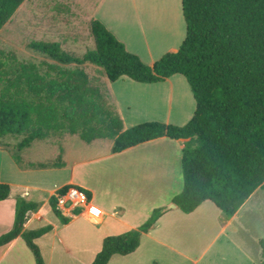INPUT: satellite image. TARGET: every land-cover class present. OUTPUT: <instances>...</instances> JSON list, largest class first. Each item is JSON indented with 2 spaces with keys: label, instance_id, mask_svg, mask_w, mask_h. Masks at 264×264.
<instances>
[{
  "label": "trees",
  "instance_id": "trees-1",
  "mask_svg": "<svg viewBox=\"0 0 264 264\" xmlns=\"http://www.w3.org/2000/svg\"><path fill=\"white\" fill-rule=\"evenodd\" d=\"M23 1L0 0V29ZM181 5L185 37L176 51L164 53L151 65L129 52L96 18L90 19L94 48L80 56L63 50L58 42L37 40L29 46L61 64L100 66L111 82L126 76L156 83L181 74L195 101L185 124L145 121L124 129L108 89L91 85L83 68L53 63L41 72L34 62L0 60V137L21 136L15 147L22 150L68 132L86 143L109 138L111 152L160 136L188 138L181 151L183 187L171 202L190 213L210 200L226 218L232 216L257 187H264V0H181ZM13 155L19 163L21 156ZM10 193V184L0 181V201ZM48 203L67 224L69 217L55 208L53 194ZM38 207L16 197L14 222L0 234V246L20 235L35 264H44L35 239L52 226L23 230L27 212ZM167 208H154L138 229L103 237L89 264H107L114 254L133 252L141 232L150 230ZM260 245L264 264V239Z\"/></svg>",
  "mask_w": 264,
  "mask_h": 264
},
{
  "label": "crops",
  "instance_id": "crops-1",
  "mask_svg": "<svg viewBox=\"0 0 264 264\" xmlns=\"http://www.w3.org/2000/svg\"><path fill=\"white\" fill-rule=\"evenodd\" d=\"M89 14L100 20L129 52L138 55L148 65L164 53L176 51L186 34L181 0H97ZM105 78L124 129L145 121L183 125L193 115L195 101L181 74H173L156 83L136 82L126 76L112 82ZM187 139L160 136L119 152H111L108 148L85 158L73 157L70 148H64L63 161L54 169L66 174L50 188L40 186V183L25 184L18 195L32 200L38 196V191L47 192L49 197L63 185L80 186L88 190L93 203L98 200L94 204L101 210L88 207L85 216L77 213L69 217L67 224L80 216L86 219L95 217L99 224L111 218L121 225L119 228L115 224L121 233L138 229L155 205L168 206L150 230L141 232L138 247L129 254L141 251L146 255L148 250H154V255L147 256L155 264H253L248 232L253 222L257 225V216L252 214H264V187H257L229 218L210 200L203 201L190 213L175 205L170 206L172 197L183 187L181 151ZM10 195L0 201V222L5 217L2 213L7 214L6 226L0 229V234L8 231L14 222L15 199ZM118 196L129 199L130 203H145L146 207L137 220L130 222L127 219L123 213L125 204H119ZM41 208L39 205L36 211L27 212L23 230H29L32 224L44 219V216L42 219L35 217ZM261 224L264 228V219ZM50 225L49 231L35 239L38 242L41 237L51 235L46 257L39 247L44 264L53 263L55 251L59 248L55 245L59 226L54 222ZM261 239L264 235L253 240L259 247L256 251L259 264ZM22 240L18 235L0 246V264H26L28 254Z\"/></svg>",
  "mask_w": 264,
  "mask_h": 264
},
{
  "label": "rangeland",
  "instance_id": "rangeland-1",
  "mask_svg": "<svg viewBox=\"0 0 264 264\" xmlns=\"http://www.w3.org/2000/svg\"><path fill=\"white\" fill-rule=\"evenodd\" d=\"M96 1L24 0L0 29V60L2 62H34L39 65L41 72L48 70V64L53 63L66 68L80 67L87 72L91 85L99 86L101 90H104L107 85L102 67L88 62L61 64L29 46L31 41L37 40L58 42L63 50L77 56L82 55L88 49H93L94 38L90 29L89 10ZM2 85L3 76L0 75V89ZM20 139L21 136L5 135L0 137V144L13 146L12 150L0 147V181L10 184L11 199H16L18 193L25 188V184H41L40 186L50 188L54 182L61 179L66 173L54 168L63 161L64 148L66 150L70 148V155L73 157L85 158L102 153L112 144L109 138L98 139L96 143H86L77 135L63 132L52 134L44 140L34 141L30 147L17 150L15 145ZM14 153L21 156L19 163L16 162ZM41 163H44L43 167L40 165ZM131 191L130 188L129 192L132 193ZM140 191L139 189L138 192ZM38 192V196L32 197L31 201L37 200L42 207L35 217L42 219L44 216V219L32 224L29 230L38 229L53 222L58 224L55 245H58L59 248L55 251L52 264H89L96 252L100 250L103 237L121 233L115 224L119 228L121 225L111 218L106 223L95 224L84 218L83 215L63 226L48 203V193ZM117 200L121 201L119 204H125L123 213L130 222L137 220L143 208L146 207L144 202L142 204L135 201L130 203L129 199L122 196H118ZM94 203L97 204L98 200H95ZM156 206L154 207L157 208ZM2 215L5 217L0 222V229L6 226L7 214L2 213ZM252 215L257 216V225L253 222L248 232L251 236L249 237L252 248L251 257L253 264H259L256 253L259 247L253 240L258 235H264V228L261 224L264 214L262 212L263 217L259 213ZM50 238L51 235L47 234L41 237L38 242L35 241L45 257L46 249L51 242ZM22 242L24 250L28 254V259L25 260L26 264H35L32 253L26 247L24 240ZM155 253L154 250H148L146 255H143L141 251L126 255L115 254L111 257L109 264H155L149 261L147 256Z\"/></svg>",
  "mask_w": 264,
  "mask_h": 264
},
{
  "label": "built area",
  "instance_id": "built-area-1",
  "mask_svg": "<svg viewBox=\"0 0 264 264\" xmlns=\"http://www.w3.org/2000/svg\"><path fill=\"white\" fill-rule=\"evenodd\" d=\"M53 195L55 198V208L66 217H72L76 212L84 215L86 209L92 206L96 207L98 211L101 210L93 203L91 196H88L83 189L74 184H71L63 192L55 191ZM87 219L95 224H99L92 216L87 217Z\"/></svg>",
  "mask_w": 264,
  "mask_h": 264
},
{
  "label": "water",
  "instance_id": "water-1",
  "mask_svg": "<svg viewBox=\"0 0 264 264\" xmlns=\"http://www.w3.org/2000/svg\"><path fill=\"white\" fill-rule=\"evenodd\" d=\"M0 147H5V148H8V149H13V146H7V145H4V144H0ZM175 204L174 203H171L170 206H174Z\"/></svg>",
  "mask_w": 264,
  "mask_h": 264
},
{
  "label": "bare ground",
  "instance_id": "bare-ground-1",
  "mask_svg": "<svg viewBox=\"0 0 264 264\" xmlns=\"http://www.w3.org/2000/svg\"><path fill=\"white\" fill-rule=\"evenodd\" d=\"M93 218H95V217H93Z\"/></svg>",
  "mask_w": 264,
  "mask_h": 264
}]
</instances>
